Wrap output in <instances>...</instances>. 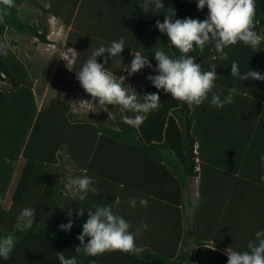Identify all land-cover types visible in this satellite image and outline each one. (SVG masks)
Wrapping results in <instances>:
<instances>
[{
  "label": "trees",
  "instance_id": "obj_1",
  "mask_svg": "<svg viewBox=\"0 0 264 264\" xmlns=\"http://www.w3.org/2000/svg\"><path fill=\"white\" fill-rule=\"evenodd\" d=\"M162 2L165 8L159 10V14L151 10L146 14L140 7L143 0H15V6L9 9V14L0 23V40H7L10 44L8 55L0 56L1 231H8V225L17 224V216L23 208H34L36 218L33 227L24 232L18 229L14 237L40 233L48 244L62 245L66 257L75 256L80 264H89L90 256L84 253L77 239L85 223L84 215L80 216L78 210L95 192H87L85 200L80 201L78 192L68 190L62 151L68 154L69 166L73 170L71 178L87 175L97 191H100L97 185H101L98 181H105L106 192L113 196L112 208L121 209L126 192L144 191L151 196L158 193L151 177L152 167L157 165L162 169L156 170L157 173L164 178L170 175L176 180L179 192L188 188L194 179L201 182L202 191L204 168L210 163L206 155L212 143L211 130L216 129L217 123L223 119L230 122L237 119L244 124L247 119L263 113L264 96L257 90L264 81H241L232 77L231 63H238L241 74L251 69L264 75V40L255 50L243 42L226 47L227 60L219 58L211 43L206 44L202 52L197 48L188 54L196 57L203 71L209 70L210 63L217 65L213 92L222 100L230 89H237L233 103L223 108L211 105L212 93L202 105L189 106L154 87L147 77L158 75L155 49L162 48L173 58L182 55L171 46L167 35L156 28V21L163 23L169 7L175 11L173 20L192 18L203 21L208 15L207 7L198 10V0ZM28 5L39 11L36 23L22 15V7ZM255 6L254 30L264 36V0H255ZM49 16L71 29L67 45L77 54L73 67L75 75L86 63L88 52L91 55L101 46L109 47L121 37L125 41L121 56L112 59L105 53L107 63L102 64L107 71L119 76L134 52L147 55L154 71L146 77L145 88L143 82L136 92L138 95L143 90V95L158 93L159 109L141 113L145 117L143 123L133 127L123 121V115L134 117L136 113L114 105L102 108L98 99L93 102L95 111L83 117L73 113L67 97L51 99L39 107L37 65L19 52L16 39L32 38L40 44H49ZM76 35L79 39H90L89 47L85 42L84 47L81 41L72 42ZM143 95L138 96L140 101H143ZM108 115L113 118L107 120L105 116ZM244 143L247 150V136ZM4 157L12 163L5 164ZM142 164L147 166L150 174L146 178L140 175ZM69 210L72 211L71 217L67 215ZM70 220L72 228L62 230L60 225ZM194 234L197 237L196 254L191 249L185 252L183 248L176 247L168 253L167 248L149 246L143 247L139 255L119 251L108 253L113 255L112 260L121 257L122 264H227V249L248 250L227 247L221 239L208 232L205 235L198 233L196 227ZM89 239L85 237L84 243L87 244Z\"/></svg>",
  "mask_w": 264,
  "mask_h": 264
},
{
  "label": "clouds",
  "instance_id": "obj_2",
  "mask_svg": "<svg viewBox=\"0 0 264 264\" xmlns=\"http://www.w3.org/2000/svg\"><path fill=\"white\" fill-rule=\"evenodd\" d=\"M15 6V0H0V23L4 17L9 14V9ZM144 13L159 14L165 6L162 0H143L140 5ZM208 9L207 18L203 21L199 19L185 18L175 19V11L169 7L164 14V21H156V28L161 33H165L171 46L179 50L182 54L179 58L170 57L162 48H156L154 53L157 61L156 71L158 75H149L147 79L151 81L157 89H162L172 98L187 103L189 106H200L211 96V105L217 108H223L225 105L233 103L236 88L229 90V94L222 100L219 94L213 92L217 74L215 72L216 64L210 63L209 70L203 71L200 64L196 62V57L188 55L195 49L201 52L206 44H213L215 52L219 54L220 59L227 60L228 54L224 49L228 46L243 42L251 48L258 49L264 36L258 34L255 29L256 6L255 0H198V10ZM10 44L7 40H0V56L6 57ZM125 41L121 37L118 41H113L109 47L101 46L96 49L91 58L82 66L79 72H76L77 79L81 87L94 99H98L100 107L109 105L120 106L123 110L136 113L134 117L123 115V121L133 127H139L144 116L151 111H156L160 107V95L151 93L143 95V101L138 99L137 92L131 86L125 85V76H115L106 70L104 64L97 62V57L108 53L113 59L121 56L124 51ZM215 59V57H214ZM105 64L107 58H105ZM145 67H152L147 55L140 52H134V58L130 67L125 68L128 76L138 73ZM231 76L245 80L264 81V75L259 71L249 69L241 74L236 61L231 63ZM129 88L132 90L129 91ZM91 104V103H90ZM93 105V104H91ZM264 165V156L261 157ZM5 164H11L8 157H4ZM264 180V176L261 177ZM93 181L87 175L70 178L67 187L79 193L78 199L85 200L89 191L96 192L92 187ZM141 206H147V200L140 199ZM131 207H135L137 201L135 198L129 201ZM84 209L80 208L78 214L84 215ZM88 219L83 224V231L77 237L83 246V251L87 256L96 257L108 252H123L139 255L144 249L143 246H137L136 238L142 230L147 229V223H142L135 232L130 231L131 224L121 215L113 211L112 205L99 204L95 211H87ZM72 216V211L67 213ZM36 218V210L31 207H25L17 216L16 227L21 226L31 228ZM73 226L70 220L67 224H61L60 228L69 231ZM85 237H90L87 244L84 243ZM16 239L13 234L0 237V257L4 260L10 259V254L15 247ZM247 251L239 252L227 249V264H264V231H258L255 234V240L247 245ZM57 258L60 264H77L75 256L66 257L64 252H57Z\"/></svg>",
  "mask_w": 264,
  "mask_h": 264
},
{
  "label": "crops",
  "instance_id": "obj_3",
  "mask_svg": "<svg viewBox=\"0 0 264 264\" xmlns=\"http://www.w3.org/2000/svg\"><path fill=\"white\" fill-rule=\"evenodd\" d=\"M143 84L145 88L147 82ZM263 84L260 83L257 90L262 96ZM143 93L144 90L141 97ZM236 120L223 119L211 130L212 143L206 155L210 163L204 168L202 191L201 182L194 179L188 188L179 192L176 180L157 173L156 170H162L157 165L152 167L151 177L158 195L151 196L144 191L126 192L123 207L113 208L131 224L130 231L135 232L142 223H147V229L136 238L139 246L167 248L168 253L178 247L185 252L191 249L196 254V227L198 233L208 232L227 247L247 248L248 243L255 240L256 232L264 231V180H261L264 176L261 161L264 156V111L244 124ZM141 170L142 178L150 176L145 164L141 165ZM98 182L101 183L97 185L100 191L90 194L92 197L82 205L85 222L89 218L87 211H95L99 204H111L113 198L106 192L105 181ZM133 198L137 201L135 207L129 204ZM140 199L147 200L146 207L140 205ZM7 229L0 230V237L29 228L8 225ZM15 239L10 259L0 257V264H60L57 252H64L62 245L48 244L37 232L17 235ZM111 256L110 253L90 256L89 264H122L121 257L112 260Z\"/></svg>",
  "mask_w": 264,
  "mask_h": 264
},
{
  "label": "rangeland",
  "instance_id": "obj_4",
  "mask_svg": "<svg viewBox=\"0 0 264 264\" xmlns=\"http://www.w3.org/2000/svg\"><path fill=\"white\" fill-rule=\"evenodd\" d=\"M22 15L29 19L32 23L38 21L39 11H36L32 6H24L21 9ZM48 26L50 28L49 44H40L32 38L18 37L16 39L18 43L19 52L27 59L33 60L37 65V99L39 107H43L51 99H62L67 97L71 102L72 111L79 117L88 116L90 112L95 111L93 102L95 99L90 96L80 85L77 79V75L73 73V67L77 57L76 51L72 50L67 45V38L70 33V28H67L60 20L55 19L52 16L47 18ZM82 42L81 45L84 47L83 42L89 47L90 39L83 40L72 37V42ZM92 51V50H91ZM95 50H93L94 52ZM88 52L85 56V60L91 58L92 54ZM134 58L132 56L127 65L124 67H130L131 61ZM84 60V62H85ZM98 63L105 62V54L97 57ZM116 66V65H115ZM113 68V66H112ZM123 69V70H124ZM119 76H125L126 86L138 91L139 84L146 80L148 74L154 71L153 67H145L138 73H134L132 76H128L127 71H123ZM112 73V72H111ZM115 75V74H114ZM119 77L118 75H115ZM129 88V91L132 89ZM91 103V104H90ZM107 120H111L112 115L105 116ZM63 162L66 164L68 180L72 177V168L69 166V158L66 151H62ZM68 190H70L68 188Z\"/></svg>",
  "mask_w": 264,
  "mask_h": 264
},
{
  "label": "built area",
  "instance_id": "obj_5",
  "mask_svg": "<svg viewBox=\"0 0 264 264\" xmlns=\"http://www.w3.org/2000/svg\"><path fill=\"white\" fill-rule=\"evenodd\" d=\"M152 65V64H151ZM153 67V66H152Z\"/></svg>",
  "mask_w": 264,
  "mask_h": 264
}]
</instances>
